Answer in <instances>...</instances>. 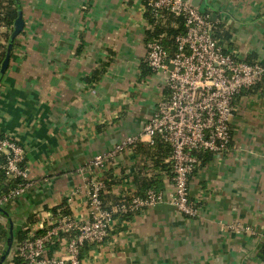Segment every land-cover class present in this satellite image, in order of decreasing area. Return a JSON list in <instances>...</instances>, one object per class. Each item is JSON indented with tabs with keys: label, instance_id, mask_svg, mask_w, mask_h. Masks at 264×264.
I'll return each mask as SVG.
<instances>
[{
	"label": "crops",
	"instance_id": "0c3cea01",
	"mask_svg": "<svg viewBox=\"0 0 264 264\" xmlns=\"http://www.w3.org/2000/svg\"><path fill=\"white\" fill-rule=\"evenodd\" d=\"M18 3L15 23L0 26V56H9L0 137L24 148L29 187L5 207L3 228L14 242L0 264L12 259L19 237L44 233L63 208L85 222L92 180L112 182L109 206L139 196L143 177L160 175L164 193L172 191L170 171L159 172L139 150L167 92L165 73L146 67L147 0ZM199 9L229 35L227 53L264 65V0H201ZM231 128L229 151L201 155L190 180L197 217L166 202L118 217L102 244L82 248V264H264V79L236 97ZM130 137H142L137 148L86 168ZM169 157L161 165L169 167Z\"/></svg>",
	"mask_w": 264,
	"mask_h": 264
},
{
	"label": "built area",
	"instance_id": "2783aa9c",
	"mask_svg": "<svg viewBox=\"0 0 264 264\" xmlns=\"http://www.w3.org/2000/svg\"><path fill=\"white\" fill-rule=\"evenodd\" d=\"M147 6L157 17L171 13L182 18L185 28V33L175 39L177 48L173 57H169L164 47L163 36L148 42L146 56L153 72L165 73L167 92L158 101L143 136L150 144L160 137L170 147L167 165L171 167L172 191L166 195L164 191L150 189L143 196L108 209L101 198L103 181L92 180L87 190L89 216L85 222H78L59 211L43 234L31 231L29 237L17 243L12 259L5 264H13L17 256L21 264H82V248L86 244H102L116 225V214H135L164 202L174 206L183 216H198V208L191 199L190 180L199 166V158L204 154L221 155L229 151L234 101L242 92L263 81L264 65L250 64L235 52H225L213 37L209 16L190 1L147 0ZM2 16L0 13V18ZM141 141L142 137H130L110 154L96 156L86 168L103 167L106 160L136 147ZM0 156L5 158L1 169L6 179L22 180L0 198L1 211L25 193L29 183L23 166L25 150L19 143L9 137H0ZM4 223L0 219V232ZM55 240L62 243L64 249L60 252L57 248L50 255Z\"/></svg>",
	"mask_w": 264,
	"mask_h": 264
},
{
	"label": "trees",
	"instance_id": "16d2710c",
	"mask_svg": "<svg viewBox=\"0 0 264 264\" xmlns=\"http://www.w3.org/2000/svg\"><path fill=\"white\" fill-rule=\"evenodd\" d=\"M146 18L149 21L150 24L153 25V30L148 33L149 39L158 38L163 35V44L165 49L168 52L169 57H173L176 52V43L175 39L178 35L185 33L184 28V21L182 18L174 16L171 13H163L164 17H157L152 11V9L149 6H146ZM0 13L3 15L2 18H0V26H12L15 21L20 16V9H19V3L18 0H0ZM165 19V20H164ZM213 37L219 41L220 45L223 46V43L229 39V35L224 30L223 26L221 24L213 25ZM224 49V47H223ZM225 51V49H224ZM226 52V51H225ZM0 79L4 75L5 71L8 68L9 64V56L6 54V51L2 53V56H0ZM149 70L150 68L146 66ZM139 146V143L137 144L136 148ZM141 148L142 154H145L147 157L152 159L153 164L159 168L160 171H170L171 173V167H166L165 165H161V163L170 156L171 149L170 147L160 138H155L154 144H148V146H139V150ZM5 163L4 156H0V198L3 195H6L10 193L12 190H14L18 183H21L22 180H7L4 170L1 169V166ZM24 166V164H23ZM141 182L138 184L140 189L139 196H143L146 194V192L150 189H154L156 192H163L164 190V184L162 181V178L160 175L153 176L151 178H145L143 177ZM104 188L101 192V198L103 201V204L106 208L111 209L114 206H117L121 203L119 199H111V202H115V205L109 206L106 204L105 199L107 198V195L104 194L105 190L109 189L111 187L112 182H109L107 178L103 180ZM6 205L2 209V213L5 215L6 212ZM54 212H57V209L54 210ZM63 212L65 215L69 214L68 210L66 208H63ZM131 215L134 214H116L115 217L127 219L130 218ZM42 232V231H41ZM39 231L38 233L41 234ZM43 234V233H42ZM23 236V235H22ZM19 237V242L24 239V237ZM14 240L10 236V230L7 228H1L0 232V260H3L2 258L5 257L4 255L12 247ZM6 244H8L6 246ZM59 242L54 241V243L50 247V255H52L53 250L58 248ZM9 247V248H8ZM7 257V256H6ZM82 250H81V258ZM22 260L19 256L15 257L13 259V264H21Z\"/></svg>",
	"mask_w": 264,
	"mask_h": 264
},
{
	"label": "water",
	"instance_id": "95a60500",
	"mask_svg": "<svg viewBox=\"0 0 264 264\" xmlns=\"http://www.w3.org/2000/svg\"><path fill=\"white\" fill-rule=\"evenodd\" d=\"M183 1H190L191 2V4L194 6V7H197V8H199V6H200V3H201V0H183ZM18 27H20V25H18ZM19 28H17V31L13 34V36H12V41L15 39V37L18 35V33H19ZM0 213H2V210L0 211ZM0 219H2V221L3 222H7V218H5L4 216H2L1 214H0Z\"/></svg>",
	"mask_w": 264,
	"mask_h": 264
},
{
	"label": "rangeland",
	"instance_id": "374dc122",
	"mask_svg": "<svg viewBox=\"0 0 264 264\" xmlns=\"http://www.w3.org/2000/svg\"><path fill=\"white\" fill-rule=\"evenodd\" d=\"M162 71H160V73H161ZM157 73H159V72H157ZM162 73H164V72H162ZM15 245V244H14Z\"/></svg>",
	"mask_w": 264,
	"mask_h": 264
}]
</instances>
